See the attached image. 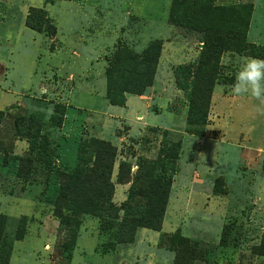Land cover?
Masks as SVG:
<instances>
[{"label": "rangeland", "instance_id": "374dc122", "mask_svg": "<svg viewBox=\"0 0 264 264\" xmlns=\"http://www.w3.org/2000/svg\"><path fill=\"white\" fill-rule=\"evenodd\" d=\"M49 1L0 0V213L8 217L0 264H174L177 231L205 254L194 264H264L255 251L264 243V114L227 87L241 58L264 59V0ZM213 29L225 48L204 67ZM153 41L162 46L143 94H154L152 106L138 95L111 105L112 56L126 50V76ZM198 66L213 78L205 124L188 117ZM22 116L38 121L31 138L15 124ZM100 141L119 149L114 181L120 163L132 164L135 183L124 192L116 184L117 207L131 187L148 189L150 164L167 159L166 174L177 167L165 175L173 180L161 231L121 225L144 208L143 195L106 221L59 201V174L93 163ZM23 159H32L25 179ZM19 221L26 231L15 240Z\"/></svg>", "mask_w": 264, "mask_h": 264}, {"label": "trees", "instance_id": "16d2710c", "mask_svg": "<svg viewBox=\"0 0 264 264\" xmlns=\"http://www.w3.org/2000/svg\"><path fill=\"white\" fill-rule=\"evenodd\" d=\"M47 1L50 2L49 0ZM171 21L172 13H170ZM159 42H151L144 56L141 59L135 58L136 61H139L138 68H135L131 71V74H126V76L120 71L121 69L124 72L128 68V65L121 61L122 56L127 55L126 50L118 51L115 56H112L114 57L112 58L113 61H111L113 63L106 72V96L111 105L123 107L127 102L128 95L141 96L147 88L153 85L155 67L162 46L161 42ZM205 45L207 50L200 60V65L204 67L210 64L213 60V55L217 53L221 55L225 48V41L219 31L213 29L207 34ZM120 54L122 56H119ZM185 66L182 65V68ZM200 67L198 66L197 73H199L193 79L194 88L188 116L190 123L193 124H205L207 122L213 90L211 72L200 70ZM135 70L137 74H134ZM15 124L19 129L25 128L26 137L31 138L32 130L38 124V121L32 122L22 116L21 118H16ZM95 148L96 152L93 163H88L87 166H84L85 163L74 166L72 169L68 168L67 172L59 174L61 180L63 179L58 189L59 201L61 198L64 202H68L70 204V212L75 215L86 214L106 221L104 218L105 213H108V216L110 213L114 219H118L119 212L124 211V208L130 204L129 200H132L137 194L139 196L143 195L147 199L144 208L137 211V215L134 217L124 218L121 225L125 230L129 228L133 233L137 232L139 228L161 231L173 180L172 178L165 177V175L169 176L168 174H171L173 177L177 171V167L173 170L174 172L166 174L167 159L160 158L157 162L150 164L145 174L151 182L148 189L142 190L139 193L140 191H136L131 187L128 199L120 207H117L114 203L116 184L126 185L130 182L132 184L135 183V180L131 177L132 164L128 161L120 163L116 181H114L113 174L119 156V149L107 141L95 143ZM140 160H143V158ZM22 163L20 174L23 178H28L31 175V169L28 166L32 165V159H23ZM7 223L8 217L0 213V254L5 241ZM76 223L79 225L80 222L76 221ZM25 228V224L22 225L19 221L15 240H21L24 237ZM175 236L173 242L177 245V254L174 264H194L198 258L200 259L205 256L196 247L195 243L188 237L183 236L180 231H177ZM255 251L257 255L264 256V243L257 247Z\"/></svg>", "mask_w": 264, "mask_h": 264}, {"label": "clouds", "instance_id": "9594fccd", "mask_svg": "<svg viewBox=\"0 0 264 264\" xmlns=\"http://www.w3.org/2000/svg\"><path fill=\"white\" fill-rule=\"evenodd\" d=\"M227 87L235 96L247 94L259 101L257 111L264 114V59L255 57L241 58L234 82ZM198 155L205 158L204 153H199Z\"/></svg>", "mask_w": 264, "mask_h": 264}, {"label": "crops", "instance_id": "0c3cea01", "mask_svg": "<svg viewBox=\"0 0 264 264\" xmlns=\"http://www.w3.org/2000/svg\"><path fill=\"white\" fill-rule=\"evenodd\" d=\"M181 46H184V45H181ZM185 47V46H184ZM165 48V47H164ZM163 52H164V49H163ZM187 59V58H186ZM184 63V62H183ZM131 96H137V95H128L127 96V102H126V104H125V106H123V107H127V106H129V103H130V98H131ZM138 97V99L140 100V101H142V102H146L147 103V108H149V107H151L152 106V103L151 102H153V100H154V94L152 93L151 95H146V96H143V95H141V96H137ZM115 119H120V120H122V118H115ZM122 138L120 139V142H122ZM123 186V192L125 191V189H127L129 186L128 185H122ZM117 190H118V187H116V194H117ZM116 194H115V196H116ZM116 199V198H115ZM126 200V197H125V199H124V201ZM116 201V200H115ZM119 202V201H118ZM117 202V203H118ZM121 202H123V201H121ZM168 219V218H167ZM174 223H176V217H174V218H172L171 220H168V224H174ZM165 224H166V221H165ZM165 226V225H164ZM180 229V228H179ZM178 229V230H179Z\"/></svg>", "mask_w": 264, "mask_h": 264}]
</instances>
